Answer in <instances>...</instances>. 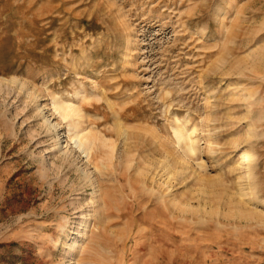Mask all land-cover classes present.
<instances>
[{
    "label": "rangeland",
    "instance_id": "rangeland-1",
    "mask_svg": "<svg viewBox=\"0 0 264 264\" xmlns=\"http://www.w3.org/2000/svg\"><path fill=\"white\" fill-rule=\"evenodd\" d=\"M0 264H264V0H0Z\"/></svg>",
    "mask_w": 264,
    "mask_h": 264
},
{
    "label": "bare ground",
    "instance_id": "bare-ground-1",
    "mask_svg": "<svg viewBox=\"0 0 264 264\" xmlns=\"http://www.w3.org/2000/svg\"><path fill=\"white\" fill-rule=\"evenodd\" d=\"M58 109H59V111L61 112V111H65V112H67V108H66V106L65 105H62V104H60V105H58V107H57ZM48 121H50V120H48ZM47 121V122H48ZM49 125V128H50V131H52V133L53 134H55V136L56 137H58L59 138V140L61 141V135H60V128H59V124H56V123H51V124H48ZM180 133H181V131H180ZM184 134V133H183ZM182 135V134H181ZM183 136V135H182ZM75 139V141H74V144L76 145L74 148H75V150H83V152L84 153H86L87 154V157H90V159H92L93 158V153L91 152V150L89 151L88 149H85L84 150V144H83V142H82V138L80 137V136H77L76 138H74ZM189 146V145H188ZM64 150H66L65 151V153H67V157H68V159L73 155V153L75 152L74 150H72V147L71 148H68V146L66 147V148H64ZM192 151H194V148L193 149H191ZM67 159V160H68ZM69 161V160H68ZM97 180V179H96Z\"/></svg>",
    "mask_w": 264,
    "mask_h": 264
}]
</instances>
